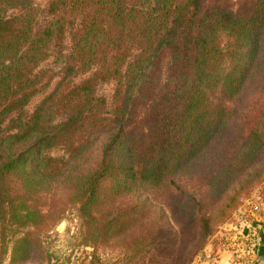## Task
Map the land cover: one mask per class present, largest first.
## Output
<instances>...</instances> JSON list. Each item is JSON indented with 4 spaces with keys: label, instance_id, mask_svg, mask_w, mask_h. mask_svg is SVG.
Returning <instances> with one entry per match:
<instances>
[{
    "label": "trees",
    "instance_id": "16d2710c",
    "mask_svg": "<svg viewBox=\"0 0 264 264\" xmlns=\"http://www.w3.org/2000/svg\"><path fill=\"white\" fill-rule=\"evenodd\" d=\"M204 2L50 0L42 8L35 0H0V259L10 246L13 263L26 261L35 246L43 250L41 235L70 209L81 226L111 229L121 211L111 202L142 188L190 189L196 195L175 210L199 217L204 236L212 232L199 209L206 208L207 178L186 172L218 142L233 112L221 100L212 103L216 92L237 101L261 83L253 100L258 127L228 171L263 153L264 0L242 11ZM164 49L172 67L152 105L156 121L143 154L125 120L156 83ZM109 83L111 103L99 92ZM106 126L99 158L84 153L87 138ZM53 149L66 155L54 157Z\"/></svg>",
    "mask_w": 264,
    "mask_h": 264
},
{
    "label": "rangeland",
    "instance_id": "374dc122",
    "mask_svg": "<svg viewBox=\"0 0 264 264\" xmlns=\"http://www.w3.org/2000/svg\"><path fill=\"white\" fill-rule=\"evenodd\" d=\"M49 1L35 0L42 8ZM251 2L253 0H205L204 5L205 8L242 11ZM6 13L11 14V10ZM172 59L170 51L164 49L153 72L156 83L139 94L130 107V120H125V130L132 145L142 143L143 154L149 151V128L156 121L150 115L152 105L164 92ZM220 66L227 70L228 61H223ZM260 84L237 101H223L224 98H218L219 92L215 93L212 103L218 104L221 100L233 106V112L228 117V111V120H224L218 142L198 163L188 168L190 172H186V175L207 178L204 181L208 183L206 208L199 209L209 218L210 234L204 236L200 233L199 217L191 212L187 214L175 210V205L180 204L183 209L188 197L196 193L180 188L181 184L177 189L175 185L153 191L142 188L138 196H124L111 202L112 208L121 210L111 229L81 226L74 210L70 209L57 224L41 235L43 250L35 246L26 261L13 263L10 246L1 254L0 264H206L209 261L218 264H264V150L262 154L243 161L234 173L228 171L230 161L240 159L238 154L245 152L250 145V132L258 127L256 117L261 109L254 107L253 100L261 95ZM113 87L111 83L104 84L99 91L110 103ZM43 96H36L28 111L32 112ZM109 127L92 132L87 138L84 153L92 152L95 157L101 154ZM50 155L62 157L66 153L62 149H53ZM215 179L222 181L221 184H216ZM107 208L109 205L102 209L104 217L107 216ZM97 224L95 220L90 226ZM30 229L33 228L26 230Z\"/></svg>",
    "mask_w": 264,
    "mask_h": 264
},
{
    "label": "crops",
    "instance_id": "0c3cea01",
    "mask_svg": "<svg viewBox=\"0 0 264 264\" xmlns=\"http://www.w3.org/2000/svg\"><path fill=\"white\" fill-rule=\"evenodd\" d=\"M206 264H218V263L209 261V262H206Z\"/></svg>",
    "mask_w": 264,
    "mask_h": 264
}]
</instances>
